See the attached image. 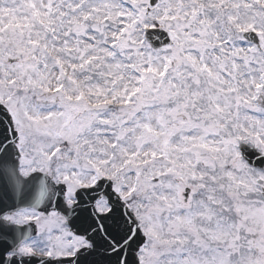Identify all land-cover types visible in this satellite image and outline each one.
<instances>
[{
    "label": "snow or ice",
    "instance_id": "obj_1",
    "mask_svg": "<svg viewBox=\"0 0 264 264\" xmlns=\"http://www.w3.org/2000/svg\"><path fill=\"white\" fill-rule=\"evenodd\" d=\"M0 264H264V0H0Z\"/></svg>",
    "mask_w": 264,
    "mask_h": 264
}]
</instances>
